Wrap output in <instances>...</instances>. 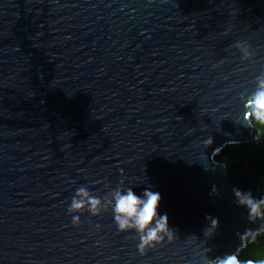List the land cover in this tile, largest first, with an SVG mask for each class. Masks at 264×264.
Listing matches in <instances>:
<instances>
[{"label":"water","instance_id":"95a60500","mask_svg":"<svg viewBox=\"0 0 264 264\" xmlns=\"http://www.w3.org/2000/svg\"><path fill=\"white\" fill-rule=\"evenodd\" d=\"M260 75L264 0H0V264L239 256L264 218L233 189L259 199L264 179L217 155L255 139ZM81 185L151 186L175 233L141 253L110 207L74 225Z\"/></svg>","mask_w":264,"mask_h":264},{"label":"clouds","instance_id":"9594fccd","mask_svg":"<svg viewBox=\"0 0 264 264\" xmlns=\"http://www.w3.org/2000/svg\"><path fill=\"white\" fill-rule=\"evenodd\" d=\"M236 47L243 55H251L246 41H238ZM244 119L257 121L264 125V75L256 78L255 90L246 97ZM211 139L209 143H211ZM236 203L245 208L250 221L264 218V197H253L250 191L244 192L233 189ZM161 195L158 191L146 187L141 194H137L133 187H116L109 195L101 198L89 191L87 185L79 186L68 206V214L72 216V223H80V214L87 211L90 215H99L104 208H109L113 222L118 231H131L138 236L137 249L144 253L155 247L166 237L171 238L175 233L169 226L167 213L159 212ZM218 225V220L213 219ZM201 264H256L253 260H240L237 254L226 255L215 260L209 259L206 254L202 257ZM264 264V261L261 262Z\"/></svg>","mask_w":264,"mask_h":264},{"label":"trees","instance_id":"16d2710c","mask_svg":"<svg viewBox=\"0 0 264 264\" xmlns=\"http://www.w3.org/2000/svg\"><path fill=\"white\" fill-rule=\"evenodd\" d=\"M256 137L250 143L232 145L223 149L217 160L225 163L245 161L264 179V125L254 121ZM240 260H253L256 264L264 261V229L249 238L246 248L238 256Z\"/></svg>","mask_w":264,"mask_h":264}]
</instances>
